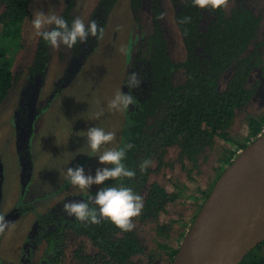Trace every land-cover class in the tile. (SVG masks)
Wrapping results in <instances>:
<instances>
[{
	"label": "trees",
	"instance_id": "trees-1",
	"mask_svg": "<svg viewBox=\"0 0 264 264\" xmlns=\"http://www.w3.org/2000/svg\"><path fill=\"white\" fill-rule=\"evenodd\" d=\"M119 1L97 0L87 24L97 21L104 36ZM128 1L139 36L125 69L122 93L131 92L135 102L126 110L128 122L119 147L127 143L134 145L128 150L124 163L136 172V176L131 180L125 178L105 183H122L139 195L147 190L142 218L153 223L166 211L168 204L177 203L184 193V189L178 188V193L170 192L159 182L150 183L153 165L160 170L165 165L168 151L179 150L181 161L192 174L206 153L214 151L218 144L226 146L221 163L229 166L240 151L263 133L264 115L247 117L249 134L244 140L231 134L238 113L256 94L250 79L264 62L261 54L264 41L256 44L262 20L247 5V0H234L232 7L214 11L200 9L192 4V0H169L185 51L184 58L177 61L164 26L165 0H150L146 19H143L146 0ZM76 2L68 0L61 14L69 26L76 17ZM32 7L33 0H0V106L24 77L13 121L19 138L21 136L19 153L22 162L26 169L31 167L30 171H33V156L29 141L35 134L34 123L87 66L103 40L98 34V37L89 36L84 44L78 42L72 48L67 67L60 74V81L56 79L53 91L49 95L45 91L43 97L46 82L53 76L50 75V45L42 37L26 72L18 74L14 70V62L25 48L24 26ZM186 17H190L189 22H182ZM132 72L138 73L141 79L139 88L127 86ZM228 72L232 75L223 87L222 77ZM144 159L153 164L141 172L139 165ZM81 165L85 166V163ZM223 172H219L216 182ZM210 192L199 191V197L207 201ZM94 193L66 194L45 213L37 214L26 244L30 252L25 253L22 264H67L69 231L82 240L72 256L80 264H138L136 256L143 253V246L135 233L121 231L108 220L99 224L81 222L62 211L65 203L88 201L89 195ZM32 209V204L26 203L15 212L28 214ZM157 226L163 235L166 230ZM86 242L94 248L93 253L86 249ZM41 245L45 248L44 253L37 255L35 249ZM159 247L167 252L168 264H171L179 248ZM240 264H264V240L252 248Z\"/></svg>",
	"mask_w": 264,
	"mask_h": 264
},
{
	"label": "rangeland",
	"instance_id": "rangeland-1",
	"mask_svg": "<svg viewBox=\"0 0 264 264\" xmlns=\"http://www.w3.org/2000/svg\"><path fill=\"white\" fill-rule=\"evenodd\" d=\"M233 1L229 0L230 7L233 6ZM67 2L68 0H33L31 16L24 26L25 48L14 62V70L18 74H21V71L26 72L32 64L40 40L31 25L33 14L39 10L45 14L61 16ZM247 2L262 20L256 41L258 44L264 41V0H247ZM96 3L97 0H77L74 12L76 17L82 18L87 24ZM149 3L150 0H146L144 7L146 14L143 19L148 18ZM164 8V26L173 56L179 61L184 58L185 51L175 24L174 8L169 0H165ZM138 36V30L129 11V1L120 0L103 36L101 47L76 79L51 103L50 113L45 114L41 119L38 118L37 138L35 140L31 138L32 140L29 141L30 151L37 158L33 174L30 171L31 167L26 169L22 162L19 153L21 136L19 138L13 121L15 108L19 102L20 85L24 77L19 79L16 89L10 93L5 104L0 106V207L4 210L1 212L0 208V215L3 216L6 211L12 210L17 203L25 204L23 200L26 199L32 202L33 208L25 216L18 217L19 222H13L5 235L0 234L2 244L0 252L2 251L7 262L19 264L20 252L25 256V250H21V247L23 242L28 240L26 236L37 214L45 213L68 193H91L102 187L93 185L90 192L73 187L67 178V169L81 164V160H84L85 171H91L94 175L96 168L103 167L98 163L97 157L108 148H118L122 142L128 122L127 109L113 110L108 104L118 92H122L125 69L138 44ZM50 53L52 56L50 75L53 78H48L43 97L46 96L45 91L48 95L53 91L54 81L61 78L60 74L71 59L72 49L64 46L53 49L50 46ZM261 54L264 60V47L261 49ZM231 75L232 72H228L222 77L223 87ZM250 85L256 94L250 104L238 113L231 129V134L239 140L248 137L247 117L264 115V62L251 76ZM101 110L104 114L96 119L95 114ZM73 113L76 124L71 131L67 118ZM95 126L117 134L116 141L102 147L99 153L92 152L87 143V130ZM225 148L226 146L221 143L214 151L207 152L192 174L188 173L186 164H183L179 150L176 149L168 151L165 165L160 170L153 165L154 173L150 183L159 182L170 192L178 193V188L184 189V193L180 195L177 203L166 206V211L156 222L144 220L142 213L134 218L135 227L132 232L139 236L143 246V253L136 256L138 264H168L170 260L167 252L159 245H167L171 248L181 246L200 211H198L199 206L206 201L205 198L199 197V191H211L219 172L225 171L228 167L221 163ZM146 194L147 190H144L140 195L144 198ZM157 225H161L164 231L166 230L163 235L158 231ZM80 244L82 240L73 231H69L66 238V250L69 255L67 264H80L72 258ZM86 246L89 253L94 252V248L89 243L86 242Z\"/></svg>",
	"mask_w": 264,
	"mask_h": 264
},
{
	"label": "clouds",
	"instance_id": "clouds-1",
	"mask_svg": "<svg viewBox=\"0 0 264 264\" xmlns=\"http://www.w3.org/2000/svg\"><path fill=\"white\" fill-rule=\"evenodd\" d=\"M194 6L200 9L219 10L228 8L229 0H192ZM186 17L182 22H189ZM31 25L35 34L42 37L53 49L61 46L72 49L78 42L84 44L91 37H103V28L99 27L95 20L88 24L80 17H75L71 26L61 16L56 14H45L37 10L33 14ZM141 79L138 73L132 72L128 76L127 86L130 89L139 88ZM134 96L118 92L109 101L108 107L113 110L123 111L134 104ZM103 110L95 114L99 119ZM117 139L114 131H105L100 127H91L87 130V143L92 152L99 153L101 148L113 144ZM134 147L132 143L124 144L118 148H108L98 158V167L93 175L91 171L86 172L84 165L77 164L67 169V178L70 184L81 191L91 190L93 185L102 186L94 194L89 195L88 201H70L63 205L62 211L69 217L89 224H99L102 220H108L121 231H132L135 227L134 218L141 215L144 208V198L133 191L131 187L124 184L106 185V181H120L125 178H135L136 172L129 169L124 160L128 150ZM153 162L144 159L140 165V171L145 172ZM93 205L95 207H93ZM9 227L8 222L0 215V234Z\"/></svg>",
	"mask_w": 264,
	"mask_h": 264
},
{
	"label": "water",
	"instance_id": "water-1",
	"mask_svg": "<svg viewBox=\"0 0 264 264\" xmlns=\"http://www.w3.org/2000/svg\"><path fill=\"white\" fill-rule=\"evenodd\" d=\"M208 197L171 264H240L264 240L263 232L242 251L264 225V134L239 152Z\"/></svg>",
	"mask_w": 264,
	"mask_h": 264
},
{
	"label": "flooded vegetation",
	"instance_id": "flooded-vegetation-1",
	"mask_svg": "<svg viewBox=\"0 0 264 264\" xmlns=\"http://www.w3.org/2000/svg\"><path fill=\"white\" fill-rule=\"evenodd\" d=\"M18 101V100H17ZM52 110V108H50V109H48L47 111H45V113L43 114V115H41L40 116V119L42 118V116H44L45 114H49L50 113V111ZM73 115H74V113L73 114H71V116L69 117V118H67L68 119V126L70 127V130L71 131H73L74 129L73 128H75V124H76V122H75V119L73 118ZM37 123H38V119L36 120V123H35V134H34V136L35 137H33L34 138V140L37 138V135H38V132H37ZM73 129V130H72ZM32 138V139H33ZM35 142H37V141H35ZM32 152V151H31ZM36 152V151H35ZM32 156H33V171H32V174H33V172H34V166L36 165V160H37V158H36V156H34V154L32 153ZM81 162H84L85 163V161L84 160H81ZM79 193V192H78ZM69 194V193H68ZM63 197V196H62ZM24 202L23 203H32V202H30V201H28L27 199L26 200H23ZM22 204L21 203H17L16 204V206L12 209V210H8V211H6L5 212V214H3V217H4V219L8 222V225H9V227L5 230V232L2 234V235H5V233L9 230V228H10V226L12 225V224H14L13 222H19V218H21L22 216H25L26 214H17L16 212H15V210L16 209H18V207L19 206H21ZM1 208V207H0ZM4 212V210L1 208V212ZM19 217V218H18ZM35 223V222H34ZM34 223L31 225V228H30V230L28 231V234H27V238L29 237V235H30V231H31V229H32V227H33V225H34ZM26 244H27V242H23V246L21 247V250H25L24 251V254L25 253H29L30 252V250L28 249V247H26ZM1 247H2V244L0 243V250H1ZM26 248L28 249V250H26ZM44 247L41 245V246H39V247H37L36 249H35V252H36V254L37 255H41V254H43L44 253ZM2 252V251H1ZM0 252V263L1 264H12V262L10 261V262H7L6 260H4V257H3V253H1ZM34 253V252H33ZM39 253V254H38ZM24 257L25 256H23L22 254H21V252H20V255H19V260H20V263L19 264H22V262H24L23 260H24Z\"/></svg>",
	"mask_w": 264,
	"mask_h": 264
},
{
	"label": "bare ground",
	"instance_id": "bare-ground-1",
	"mask_svg": "<svg viewBox=\"0 0 264 264\" xmlns=\"http://www.w3.org/2000/svg\"><path fill=\"white\" fill-rule=\"evenodd\" d=\"M263 226H264L263 223L260 226H257L256 229L247 238V240L243 243V245H242V251L243 252H246L251 247V245L254 243L255 238H257L263 234V232H264Z\"/></svg>",
	"mask_w": 264,
	"mask_h": 264
},
{
	"label": "built area",
	"instance_id": "built-area-1",
	"mask_svg": "<svg viewBox=\"0 0 264 264\" xmlns=\"http://www.w3.org/2000/svg\"><path fill=\"white\" fill-rule=\"evenodd\" d=\"M262 134H264V131H263V133H262ZM262 134H261V135H262Z\"/></svg>",
	"mask_w": 264,
	"mask_h": 264
}]
</instances>
